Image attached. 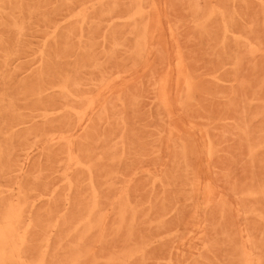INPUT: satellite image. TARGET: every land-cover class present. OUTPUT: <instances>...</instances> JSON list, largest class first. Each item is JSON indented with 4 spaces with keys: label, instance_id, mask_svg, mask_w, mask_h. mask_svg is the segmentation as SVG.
<instances>
[{
    "label": "rangeland",
    "instance_id": "1",
    "mask_svg": "<svg viewBox=\"0 0 264 264\" xmlns=\"http://www.w3.org/2000/svg\"><path fill=\"white\" fill-rule=\"evenodd\" d=\"M0 264H264V0H0Z\"/></svg>",
    "mask_w": 264,
    "mask_h": 264
}]
</instances>
